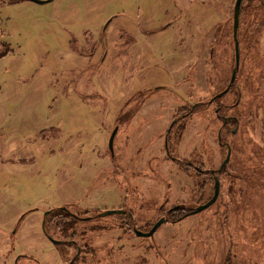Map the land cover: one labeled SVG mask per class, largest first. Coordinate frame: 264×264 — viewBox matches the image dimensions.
<instances>
[{
    "label": "rangeland",
    "instance_id": "obj_1",
    "mask_svg": "<svg viewBox=\"0 0 264 264\" xmlns=\"http://www.w3.org/2000/svg\"><path fill=\"white\" fill-rule=\"evenodd\" d=\"M234 1L0 0V264H264V0L216 97Z\"/></svg>",
    "mask_w": 264,
    "mask_h": 264
},
{
    "label": "water",
    "instance_id": "obj_2",
    "mask_svg": "<svg viewBox=\"0 0 264 264\" xmlns=\"http://www.w3.org/2000/svg\"><path fill=\"white\" fill-rule=\"evenodd\" d=\"M31 1H34L36 3H44V2H47L49 0H31ZM241 1L242 0H235L234 1L233 11H232V34H233V41H234V67L231 70V74H230V78H229V82H228L227 87L222 92L218 93L216 95V97H218L222 93H224L227 90V88L230 86V84H232V82L234 81V78H235L237 67H238L239 50H238V43H237V40H236V29H237V25H238V16H239V9H240ZM171 124H170V127H171ZM170 127H169V129H170ZM115 132H116V127L113 128V130L111 131V133L109 135V138H108V143L107 144H108V148L110 149V151L112 149V141H113V137H114ZM228 158H229V147H227V152H226L225 158L221 162L220 166L217 168V171H220L222 169V167L226 164ZM218 192H219V178L217 176H214L213 177V193H212V196L206 202L196 206L194 209H192L189 212H187L186 215L187 214L196 213V212H199V211L207 208L209 205H211L215 201V199H216V197L218 195ZM122 212H123V210H121V209H111V210H104V211L100 212L99 215L104 216V215H107V214L122 213ZM164 220H165L164 217H160L157 221H155V223L146 232H143V231H140V230H137V229H134V232H135L136 235H140V236H151L152 233L154 232V230ZM43 231H44V229H43ZM43 233H44V235L46 234L45 231ZM52 241L53 242H58V241H55V240H52Z\"/></svg>",
    "mask_w": 264,
    "mask_h": 264
},
{
    "label": "flooded vegetation",
    "instance_id": "obj_3",
    "mask_svg": "<svg viewBox=\"0 0 264 264\" xmlns=\"http://www.w3.org/2000/svg\"><path fill=\"white\" fill-rule=\"evenodd\" d=\"M221 108H222V110H224V108L223 107H217V108H215L216 109V116H217V119H219V121L221 122V124H222V126H227L228 125V122H229V120L231 119V118H233V120H234V117H226L225 115H223V114H219L218 112L221 110ZM224 112V111H223ZM217 138L219 139V134L217 135ZM229 146V144H227V143H225V147L227 148ZM230 154V153H229ZM229 159V158H228ZM227 163V162H226ZM221 164V163H220ZM226 165V164H225ZM225 165L222 167V169L225 167ZM220 166V165H219ZM222 169L220 170V171H217V169H208V171H207V173H209L211 176H212V178L214 177V176H217L218 177V173H220L221 171H222ZM219 178V177H218Z\"/></svg>",
    "mask_w": 264,
    "mask_h": 264
}]
</instances>
